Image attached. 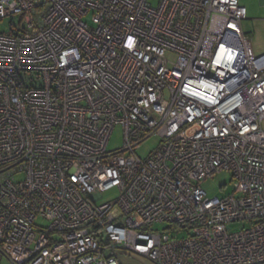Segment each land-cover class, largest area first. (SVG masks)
<instances>
[{"label": "built area", "instance_id": "built-area-1", "mask_svg": "<svg viewBox=\"0 0 264 264\" xmlns=\"http://www.w3.org/2000/svg\"><path fill=\"white\" fill-rule=\"evenodd\" d=\"M246 17L239 0H0V264L264 262V55ZM221 171L235 191L210 197Z\"/></svg>", "mask_w": 264, "mask_h": 264}, {"label": "rangeland", "instance_id": "rangeland-1", "mask_svg": "<svg viewBox=\"0 0 264 264\" xmlns=\"http://www.w3.org/2000/svg\"><path fill=\"white\" fill-rule=\"evenodd\" d=\"M248 3L249 0H246ZM258 1V0H257ZM240 4H246L244 0H239ZM259 2V1H258ZM250 5V4H249ZM89 23H92L91 16L86 17ZM8 19H4V22H7ZM256 55H258L256 53ZM160 137L159 136H151L147 138L142 145L137 149V153L139 156L146 158L151 152H153L155 149H157L160 145ZM124 145V134H123V127L120 125H117L115 129L113 130L110 140L108 142V149L110 151H114L117 149L122 148ZM203 188L207 191L208 195L210 197H225L228 195H231L235 191L234 187V181L232 179V174L229 171H221L218 173H215L212 177L205 180L202 184ZM236 194V193H235ZM238 195V194H236ZM119 196V191L117 188H112L107 190L103 193L102 197L99 198V203H105V202H112ZM165 225L157 224L155 226V229L157 230H163ZM249 223H243V222H235L228 226L229 230L231 231H239L243 227H248ZM174 233H171L173 235ZM179 237H186L188 236V231L182 230L177 234ZM3 264H10V262L7 259H4Z\"/></svg>", "mask_w": 264, "mask_h": 264}, {"label": "crops", "instance_id": "crops-1", "mask_svg": "<svg viewBox=\"0 0 264 264\" xmlns=\"http://www.w3.org/2000/svg\"><path fill=\"white\" fill-rule=\"evenodd\" d=\"M259 1V2H258ZM246 0L243 6L247 9V17L242 21V29L248 37L251 48L256 56L264 55V0ZM250 4V5H249ZM264 128V121H263ZM121 264H154L141 257L128 254L120 255Z\"/></svg>", "mask_w": 264, "mask_h": 264}, {"label": "trees", "instance_id": "trees-1", "mask_svg": "<svg viewBox=\"0 0 264 264\" xmlns=\"http://www.w3.org/2000/svg\"><path fill=\"white\" fill-rule=\"evenodd\" d=\"M258 264H264V262L263 263H258Z\"/></svg>", "mask_w": 264, "mask_h": 264}]
</instances>
